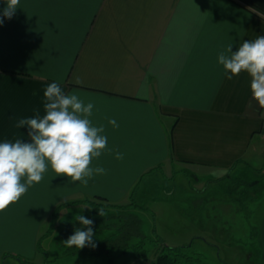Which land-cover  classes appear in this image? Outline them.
Returning a JSON list of instances; mask_svg holds the SVG:
<instances>
[{
	"label": "crops",
	"instance_id": "0c3cea01",
	"mask_svg": "<svg viewBox=\"0 0 264 264\" xmlns=\"http://www.w3.org/2000/svg\"><path fill=\"white\" fill-rule=\"evenodd\" d=\"M5 7L0 0V18ZM257 36L264 0H20L0 24V142H30L15 124L45 114L43 93L55 82L94 105L89 119L108 144L92 166L106 172L84 186L49 169L0 212V264H55L37 244L61 204L124 202L167 166L226 171L264 149V108L248 74L229 80L218 63L229 44L236 51Z\"/></svg>",
	"mask_w": 264,
	"mask_h": 264
},
{
	"label": "rangeland",
	"instance_id": "374dc122",
	"mask_svg": "<svg viewBox=\"0 0 264 264\" xmlns=\"http://www.w3.org/2000/svg\"><path fill=\"white\" fill-rule=\"evenodd\" d=\"M260 142L264 144V139ZM181 167L167 166L156 171L151 180L140 182L128 200L118 202L128 204L132 199L131 211L141 217L143 232L149 236L148 262L156 259V246L151 241L155 230L168 245L192 244L207 264H261L264 149L248 158V163L235 164L226 171ZM84 206L80 203L59 214L54 234L42 240L44 256L48 249V258L54 259L55 264H122L132 254L119 255L112 247L110 257L93 253L87 246L82 254L67 253L69 247L64 241L74 233L67 231V222L74 224L77 215H85L89 208ZM93 231L94 243L113 240L116 233L114 229L93 228ZM135 241L138 239L131 242Z\"/></svg>",
	"mask_w": 264,
	"mask_h": 264
},
{
	"label": "clouds",
	"instance_id": "9594fccd",
	"mask_svg": "<svg viewBox=\"0 0 264 264\" xmlns=\"http://www.w3.org/2000/svg\"><path fill=\"white\" fill-rule=\"evenodd\" d=\"M6 7L2 17L11 19L20 0H4ZM0 18V24H3ZM218 63L223 66L226 78L247 73L250 78L252 100L264 108V36L254 40H244L233 51L229 44L218 54ZM80 77H74V83L81 84ZM44 112L32 118L19 119L15 127L27 126L30 142L20 138L15 141L0 142V212L6 211L17 203L28 189L44 179L51 169L55 176H66L71 182L79 181L87 186L94 174H105L103 167L92 166V161L99 158L107 148V136L103 135V126H93L89 119L94 105L85 104L76 94H66L55 82L50 83L43 93ZM250 109L253 105H248ZM109 124L114 128L119 125L115 119ZM117 159L123 154L117 152ZM84 208H89L85 205ZM98 215L104 216V209H98ZM86 230L76 228L64 244L66 247L82 249L86 246L95 248L93 242V220L83 215L75 217Z\"/></svg>",
	"mask_w": 264,
	"mask_h": 264
},
{
	"label": "trees",
	"instance_id": "16d2710c",
	"mask_svg": "<svg viewBox=\"0 0 264 264\" xmlns=\"http://www.w3.org/2000/svg\"><path fill=\"white\" fill-rule=\"evenodd\" d=\"M162 168V166H158V168ZM151 170V169H150ZM152 171V170H151ZM133 195V192L132 194ZM83 203L91 207V209L86 210L85 216L86 218L93 220V228L100 229H114L116 233L113 234L114 239H107L105 242L99 241L96 242V247H89V251L93 253H101L105 255V257H110L111 247L113 250L119 251V255L131 253L125 257V260L122 264H130L135 260H143L148 261L149 259V248L147 247L149 236L143 232L142 220L139 215L135 214L131 211L133 207L132 199L127 203H114L107 201L103 198H85L81 200L71 201L68 203H64L59 205L52 213V223L49 225L48 230L41 236L38 241V249L44 253V249L42 247V240L44 237L48 236L52 229H54V225L56 221H59V214L63 208H70L74 205H80ZM136 206V204H135ZM242 205V203L240 204ZM137 207V206H136ZM104 209V216L98 215V209ZM142 208V207H141ZM74 224H69L67 222V231L74 232L76 228L83 229V226L80 225L79 221L75 220ZM64 226L61 228L63 229ZM71 229V230H70ZM154 237L151 236L152 243L156 246V259L151 264H207L204 256L201 252L195 251L192 248V244L179 245V246H171L166 243V241L154 230ZM138 239V241L131 242L134 239ZM109 248L108 251L105 249ZM84 253L86 252V247L82 249H77L75 247H71L67 249V253ZM113 259H116V255H113ZM110 264V263H109Z\"/></svg>",
	"mask_w": 264,
	"mask_h": 264
}]
</instances>
